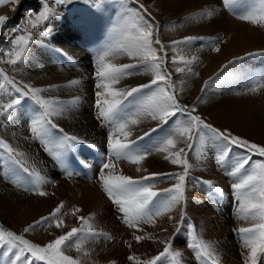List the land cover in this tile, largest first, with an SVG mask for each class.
Listing matches in <instances>:
<instances>
[{"label": "bare ground", "instance_id": "bare-ground-1", "mask_svg": "<svg viewBox=\"0 0 264 264\" xmlns=\"http://www.w3.org/2000/svg\"><path fill=\"white\" fill-rule=\"evenodd\" d=\"M254 1L256 9L250 8L251 10L243 14L252 13L257 19L256 24L237 18V15L243 11L238 3H236V8H238L235 11L236 16L231 17L219 0H128L125 7L134 15L129 16L127 20L122 19L125 7H122L117 0H110V4L108 0H103L104 3L98 6L99 15L97 16L86 5L89 0H71L62 7L55 0H15V2L5 0V3L0 4V15L8 17L5 23L0 25V70L21 87L24 83L42 89L55 86L52 91L41 93V95L46 99L51 98L63 102L64 110L60 115L52 116L51 119L65 133L75 135L85 141V143H77L68 148L77 153L86 154L85 161L87 160L88 168L86 172H89L86 175L88 177L82 180L76 178L74 174L69 176L68 170L65 173L61 172L55 166L56 158L59 160L61 156L49 150L48 141L38 144L36 141L38 137L31 131V119L37 114L39 108L30 97L21 99V103L12 111L11 117L0 111V139L16 150L14 155L30 169V180L38 187L35 191H26L25 185H28L26 183L28 179H24V183H21L14 175L9 179L8 175L0 170V220H3L5 226V228L0 227V230L13 231L24 235L30 242L38 240L46 245L57 235L70 230L71 227L78 228L80 224L78 218L83 210L82 207L96 205L99 201V191L87 181L91 176L92 166L100 164V160L104 158V142L112 134V129L110 127L105 129L103 124H98V110L92 108L96 101V84L100 83L95 79V62L98 52L102 49H109L110 55L106 58V62L117 65L141 63L139 59L130 58L126 51L121 50L123 45L130 43L125 38L127 32L135 34V29H132L131 25L139 24L137 20L139 15L147 19L150 14L154 18L159 25V39L165 46L172 41H181L187 36L201 38L187 45L165 48L167 57L169 59L175 57L177 61L175 65L168 64L167 71L170 73V80L179 99L187 105L196 104L195 114L201 115L206 122L215 127L221 130L227 129L250 142L264 146V87H261V84H264V19H262L264 2ZM140 3L145 5L148 13H143L142 10L137 11V5ZM19 6L22 7L21 11H19ZM45 7L49 8L50 15L48 19H39V14ZM53 13L58 17L51 15ZM124 24L127 25V31L120 32L117 26ZM56 26L58 28L67 27V30L62 34H53ZM90 28L102 30L106 34L97 46L90 50L91 57L81 45V42L88 37ZM20 36H24L29 41L26 46L14 45V41ZM210 41L218 42L221 50L214 51L215 44H211ZM39 44L43 47L42 49L36 47ZM21 47H24L26 51L22 54V59L16 65H12L9 61L15 59L14 53ZM154 47L157 48L158 55H163L159 53V46L154 44ZM34 49L37 50L33 51ZM58 51L66 54V61L62 62L59 59ZM181 56L184 61H180ZM92 57L94 60H91ZM187 61L191 63H185ZM229 61H235V63L230 64ZM177 66L184 68L185 71L177 73L175 71ZM189 67L192 72H198L199 75L196 76L189 72ZM152 78L151 72L140 68L136 74L125 76L113 87L127 89L148 83ZM73 80H79L81 83L70 85ZM205 81H210L209 84L215 83L220 87L218 97L212 95L210 86L203 93L201 92ZM8 87V95L0 94V104L6 105L11 97L18 95L10 86ZM253 88L256 90L253 91ZM226 89H230L231 93L225 95ZM75 97L80 99L73 103ZM198 97H202L199 102H197ZM135 100L136 97H130L124 108L131 110ZM180 119L182 118L179 116L173 117L155 132L145 136L139 141V145H144L140 147L147 149L160 144L162 139L173 130L176 121ZM157 125L158 121H152L150 117L145 118L138 125H129L131 135L127 139L119 133H116L114 138L128 143ZM50 133L53 135L50 140L57 142L60 133L56 130ZM180 147H184L187 152L183 141L178 142L177 149ZM177 149H169V152L152 151L139 164H133L128 160L115 162L114 168L102 170L96 182L102 184L101 175H104L106 171L114 176L127 175L134 180H140L153 173H182V166L171 164V153ZM62 150L64 151V147ZM231 153L232 158L229 156L227 160H230L232 168L245 156L251 157L249 165L246 166L249 172L252 171L254 165L264 161V157L259 156L258 153H248L239 147H232ZM215 154V143L207 139L203 142H195L193 150L186 157L191 167L190 178L183 192L184 197L170 205L169 210L162 212L161 215L147 222L141 221L139 228L142 230L137 231L128 227L129 229H124L125 232L122 233L123 229L119 223L116 224V220L106 213L104 216L106 225L116 232L111 236L112 239H105L100 244L99 241H82L80 244L83 249L79 253L73 249L75 248L73 246L68 249V254L78 258L80 264H101L108 258L119 257L124 252L128 255H135L140 264H143L144 261L150 260L163 250L165 244L160 241H171L170 254L167 256H171L173 262L164 259L158 264H199L201 260L204 264H245V260L251 264L250 249L242 248V238L236 229L261 222L260 213H256L255 221L241 220L238 217L243 213L238 210L237 205L230 212L228 200L224 204L220 200L204 197L201 192V179L209 180L219 177L220 173L225 170V164L222 166L217 164ZM165 156L169 159H165ZM1 161H9L3 151H0ZM61 164H58V167L65 168ZM70 164H73L72 160ZM69 169L70 172L75 173L76 171L72 166ZM19 172L20 170L12 163V174ZM256 173L259 174V169H256ZM23 178L27 176L23 174ZM165 181L163 185L161 184L160 193L173 187L170 181ZM80 184L85 188L78 194L62 195L64 191L76 190V186ZM191 187L194 190H190ZM39 190L46 191L48 195L39 196L36 194ZM163 199V195L158 197L152 207L158 206ZM61 203L63 208L58 216L63 219L65 228L57 229L53 222L52 227L44 225L29 233H23V229L31 222L48 216ZM75 208L81 211L73 215ZM96 210L98 212L94 215L100 216L105 213L103 210L99 211V208ZM182 215H187L189 222L186 224L185 220L181 226ZM178 227L180 231L177 234ZM228 230L230 234L227 233ZM233 232L237 233L234 235ZM134 235H142L146 239L136 243ZM193 235L198 241L202 240L205 244L212 245L209 249L214 253L211 258L197 256L188 247ZM124 240L132 245L131 248ZM122 243L126 245L123 246ZM176 251H179L181 255L173 257L171 253ZM129 264L133 262L130 261ZM256 264H264V254H258Z\"/></svg>", "mask_w": 264, "mask_h": 264}, {"label": "snow or ice", "instance_id": "snow-or-ice-1", "mask_svg": "<svg viewBox=\"0 0 264 264\" xmlns=\"http://www.w3.org/2000/svg\"><path fill=\"white\" fill-rule=\"evenodd\" d=\"M55 2L63 5L70 3L71 0H55ZM93 2L102 3L103 0H93ZM117 2L122 7H125L128 0H117ZM237 2L238 0H223L224 6L230 11H233L234 14L235 9L233 6ZM3 3H5V0H0V4ZM140 10L143 13H148V9L142 3L137 5V11L139 12ZM49 15V8L45 7L39 14V19H48ZM132 15L134 14L131 10L125 7V13L122 19L127 20ZM237 18L250 21L253 24L257 23V19L252 13L237 15ZM7 19V16L0 15V25H3ZM137 20L139 24L133 23L131 25V28L135 29V34L133 35L130 31L127 32L125 38L130 43L123 45L121 50L126 51L130 58L139 59L141 63L117 65L106 62V58L110 55L109 49L98 52L95 62V79L100 81V83L96 84L97 91L95 93V107L98 110L97 119L102 122L107 121L108 126L112 129V134L108 136L107 140L110 159L102 165L101 169H112L115 167V162L125 159L133 164H139L152 151L169 152V149H177V144L180 141H183L187 147V152L184 147H180L171 153V164L182 166V173H153L150 176L142 177L140 180H134L127 175H101L104 191L107 193L109 199L118 207V211L122 215L123 223L130 228L140 231L142 230L139 228L141 221L147 222L161 215L162 212L169 210L170 205L177 203L183 197L186 182L190 178L191 167L186 157L193 150L196 141L203 142L207 139L209 142L215 143L216 154L214 158L217 164L221 166L227 162L232 147H239L248 153H258L259 156L264 157V146L250 142L248 139L235 135L227 129L221 130L215 127L206 122L201 115L195 114L197 112L196 104L187 105L179 99V95L173 88L170 80V73L167 71L168 64L175 65L177 61L175 57L172 59L167 57L165 48H176L179 45H187L190 42L201 39L200 37L187 36L181 41H172L168 46H165L159 39V25L150 14L147 19L143 15H139L137 16ZM117 29L120 32H125L127 31V25H118ZM28 43L29 41L24 36H20L19 39L14 41V45L23 44L26 46ZM210 43L215 44L214 51L219 52L221 50L218 42L210 41ZM154 44L159 46V53H163V55H158V50L154 47ZM25 51L26 49L24 47H21L19 51H15V59L9 62L12 65H16L22 59V54ZM249 55H252V53H249ZM179 59L180 61H184L182 56ZM185 63L190 64L191 61ZM229 63L232 64L235 61H229ZM140 68L153 74V78L148 83L139 84L127 89L113 87V85L119 83L125 76L136 74ZM175 71L180 73L184 72L185 69L177 66ZM188 71L192 72V69L189 67ZM192 74L199 75L198 72H192ZM209 82H204V87L201 88L202 93L209 86ZM79 83L81 81L73 80L70 82V85H78ZM8 86L18 95L11 97L10 102L6 105L0 104V111L7 113L11 117L12 111L21 103V99L30 97L39 108L37 114L31 119V131L37 137L48 141L50 145L49 150L54 151L57 156H59L58 149L60 148L65 146L71 147L77 143H85V141L80 140L77 136L65 133L51 119L52 116L61 114L64 110V104L59 100L43 98L41 93L50 92L55 86L42 89L24 83L21 87L16 81L9 78L7 74L0 70V94L8 95ZM261 87H264V84H261ZM252 90L255 91L256 89L253 88ZM130 97H136V100L134 107L131 110H127L124 108V105L129 101ZM79 99V97H75L73 103ZM201 99L202 97H198L197 102ZM176 116L182 119L176 121L173 130L162 139L160 144L150 148H141L139 141L143 140L145 136L150 135L152 132H155L157 128H151L149 131H145L142 136H138L135 140L128 143L122 142L119 138H114V135L119 133L127 139L131 135L129 125H138L142 119L150 117L152 121H158L159 128ZM52 130L60 133L55 143L49 138ZM0 151H3L20 171L31 175L30 169L24 166L14 155L16 150L3 139H0ZM165 159H169V157L165 156ZM250 160V156H245L234 165L232 174L238 176V179L233 183L232 189L237 200L238 210L243 213V215L238 217L239 219L255 221L256 213H260L261 222L252 223L251 226H242L236 229L242 238V248L250 249L249 259L251 260V264H256L258 254H264V161L254 165L252 171L249 172L246 170V166L249 165ZM256 169H259V174L256 173ZM67 174L69 176L73 175L70 171ZM157 179L168 180L172 183L173 187L165 190L163 193L152 191L154 186L152 181ZM200 182L206 184L220 196L224 195L223 191L214 188L210 181L201 179ZM25 190L35 191L32 188H26ZM36 194L41 197L48 195L43 190L37 191ZM161 195L164 196V199L158 206L152 207L153 202ZM62 208L63 204L61 203L48 216L41 217L39 220L26 226L23 229V233H29L38 226L47 225L48 227H52L53 222L55 228H65L66 225L63 219L58 216ZM80 211L81 209L75 208L72 214L75 215ZM78 219L87 225L84 217H79ZM186 219V215L181 216V226ZM176 231L178 234L180 228L178 227ZM82 233L83 228L71 227L64 234L57 235L46 245L41 246L30 242L24 235L16 234L13 231L5 232L0 230V244L5 245L8 252H12L13 249L16 250L13 264H18L24 258L25 253L30 254L33 261H40L43 264H80L78 258L66 254V251L73 246H75L78 253L81 251L80 241ZM88 236L93 240L97 238L112 239L108 234L97 232H89ZM145 239V236L134 235L136 243H140ZM125 243L128 244L127 241ZM160 243L165 244L163 250L150 260L144 261L143 264H158V262H162L170 254L171 241H160ZM131 246V244H128L129 248ZM188 247L197 256H202L203 258H211L214 254L209 251L212 245L205 244L202 240L198 241L195 235L189 241ZM171 255L178 257L181 253L176 251L171 253ZM127 259L132 261L133 264H140V261L135 255H129ZM245 264H248V260H245Z\"/></svg>", "mask_w": 264, "mask_h": 264}, {"label": "rangeland", "instance_id": "rangeland-1", "mask_svg": "<svg viewBox=\"0 0 264 264\" xmlns=\"http://www.w3.org/2000/svg\"><path fill=\"white\" fill-rule=\"evenodd\" d=\"M25 1H28V0H25ZM109 1L110 0H108V4H110ZM89 2H87L86 5H88V7H90L92 9V11H93L95 16L99 15V7L98 6L100 4H103L104 2H102V3L93 2V0H89ZM219 2L222 5V7L224 8V10L226 9V11L229 12L231 17H235L236 16L237 12H235V14H234L233 11H230L228 8H226L224 6V4H223V0H219ZM237 3L239 4V8L241 10H243L241 13H239V15H244L243 13L246 12L247 10H251L250 8L256 9V3H255L254 0H252V1L251 0H238ZM21 5H22V3L20 4V6ZM20 6L18 7V8H20L19 11H21V9H22V7H20ZM61 7H62V5H61ZM233 7H234L235 11L238 10V8H236V4ZM51 15H53V14H51ZM55 15H53V16L55 18H57L58 16L56 15L57 16L56 17ZM52 20H53V22H55V20L53 18H52ZM65 30H67V27L58 28L56 26V29L53 31V34L54 33L57 34V35L58 34H62V33L65 32ZM88 32H89L88 37H86L83 40V42H81V45H82V47L84 49H86L87 53L91 57L90 50L95 48L97 46V44L102 40V38H104L106 36V34L104 32H102V30H98V29H95V28H90L88 30ZM30 34L32 35L31 31H30ZM36 47L41 48V49L43 48L40 44H39V46L36 45ZM189 47H190V45H189ZM36 50L37 49H34L33 51H36ZM57 56L59 57V59L62 62L67 60V56H66V54L63 51H58L57 52ZM91 60H94V58L92 57ZM240 78H236V79H240ZM241 79H243V78H241ZM209 86H210V88L212 90V95H214V96L216 95L215 97H218L219 96L218 94L220 93V87L216 86L215 83H210ZM226 90L227 91L224 92L225 95H228V94L231 93L230 89H226ZM92 108L96 109L95 103H93ZM98 124L99 125L103 124V127L105 129H109L108 128L109 127L108 123L106 121L102 123V121L99 120ZM155 128L158 129V125ZM52 136L53 135L50 133L49 138L52 137ZM134 139H136V138H134ZM107 140H105V142H104V153H105L104 158H102L100 160V162H99L100 164H97V162H96L97 165L94 166V167L92 166L91 176L88 178V181H87V182H90L91 185L94 186L97 191H99V201L97 202L96 205L91 204V205H87V206H83L82 207L83 210L80 213V217H84L85 218V220L87 221V225H85L83 223V221H80V224H79L78 228H83V233L81 234V241L80 242H82V241H90V242L99 241V244H100V243H103V240H105V239H100V238H97V239L93 240V239H91L88 236L89 232H97V233H102V234H108L110 236H113L116 233L113 228H111L108 225H106L107 222L104 221V216L106 215V213L109 214V216H112L111 218L116 220V224L119 223V226H121L122 229H123L122 233L125 232L124 229H126V230L129 229L128 226L126 227V224L123 223L122 215L119 213L118 207L112 202V200L109 199L107 193L104 191L103 183L102 184H100V183L98 184L96 182V180L98 181L100 173L102 172V169H101L102 165L110 159L109 152H108ZM36 141H38V144H39V142L40 143L41 142H43V143L47 142L46 140H43V139H41L39 137H38V140L36 139ZM139 146H144V145L141 144ZM87 148H90V147H87ZM84 149H86V147ZM58 151H59V156H61V158L59 160H58V158H56L57 162L55 163V166L61 172L65 173V172L70 171L69 168L72 166L73 170L74 171L76 170L75 173L72 172L74 174V176H76V178H80V179L84 180L85 177H88V176H86L89 173V172H86V168H87V163H86L87 160L85 161L86 154H83L81 152L77 153L76 151H73L72 149H70V148H68L66 146L64 147V151L62 150V148L58 149ZM95 152H96V150H95ZM232 156H233V154L231 153L230 157L232 158ZM52 160H53V158H52ZM70 160H72L73 164H70ZM63 162H65V163L61 164ZM66 162L68 164H66ZM58 164L64 165L65 168H62V169L59 168ZM233 169L234 168L231 167L230 160L228 159L227 162L225 163V170H224V172L220 173L219 177H216V178L214 177V178L209 179V180L206 179V178L203 179L204 181H210L214 188H218V189L222 190L223 193H224L223 196H220L218 193L214 192L206 184L200 183L201 184L200 185L201 186V192L204 194V197H210L211 199L220 200V201L224 202V204L228 200L230 202V207H229L230 212H232L234 206L237 205V200H236V198L234 196L232 185L238 179V176L232 174ZM0 170H1V172L6 173L8 175V177H9V179L12 177V175H14L21 183H24V179H28V181L26 182V183H28V185H25V188H29L30 187L32 189L37 190L38 187L31 182L29 174L23 173L22 171H20L17 174H12V162L10 160L9 161H1L0 162ZM66 170H68V171H66ZM87 170H88V168H87ZM21 172L24 175H26L27 178H23V174ZM108 174H112V173L107 172V171L104 173V175H108ZM191 178L194 179L195 177L191 176ZM138 179H140V177ZM195 180H197V179H195ZM100 182H101V180H100ZM164 182H166V181L165 180H159V179L152 181V183L154 185L153 188H152V191L160 193V187H162L161 184L163 185ZM21 187L23 188L22 185H21ZM76 188L77 189L74 190V191H71V190L64 191L62 195L74 196V195L78 194L80 192V190H82L85 187H84V185L80 184V185L76 186ZM190 190H194V188L191 187ZM183 197H184V195H183ZM101 200H103V201L100 202ZM227 205H229V204L227 203ZM98 208H99V211L103 210V211H105V213L100 214V216L99 215H94V214H96V212H98L96 210ZM88 215H89V217H88ZM186 217H187V219H186V224H187L189 222V217L187 215H186ZM33 222H31V223H33ZM0 227L1 228H5L3 220H0ZM40 227L41 226H38V228H40ZM36 229H37V227H36ZM227 233H229V230H228ZM233 233L235 235L237 232H233ZM173 241H172V243H173ZM31 242L39 244L41 246H44V243L39 242L38 240H32ZM124 242H125V240H124ZM122 244H123V246L126 245L125 243H122ZM73 249H75V248L73 247ZM82 249L83 248H81V250ZM15 251L16 250L13 249L12 252H8L7 247L5 245H3V244H0V264H13L14 257H15ZM5 253H7V255H5ZM66 254H68V250L66 251ZM129 255L124 253V252H122V254L119 257H117V258H108V260H106V262H102L101 264H129L130 261L127 259ZM165 259H167L168 261H171V256L170 257L167 256ZM203 260H206V259H203ZM201 261H200L199 264H204V263H201ZM34 262H33V258L30 256V254L25 253L24 258H22L18 262V264H43V262H40V261H36L35 263ZM171 262H173V261H171Z\"/></svg>", "mask_w": 264, "mask_h": 264}]
</instances>
